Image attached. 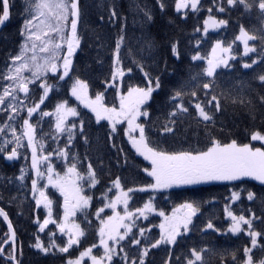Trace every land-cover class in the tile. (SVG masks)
I'll return each instance as SVG.
<instances>
[{
  "label": "trees",
  "instance_id": "1",
  "mask_svg": "<svg viewBox=\"0 0 264 264\" xmlns=\"http://www.w3.org/2000/svg\"><path fill=\"white\" fill-rule=\"evenodd\" d=\"M11 7L10 19L0 30V94L3 93L4 87L11 82L3 77L8 74V66L12 64L11 57L18 55L23 42L20 35V29L23 25L25 16L24 9L26 7L25 0H9ZM81 8V19L78 23V34L81 37V47L77 49L73 57L74 73L88 84V94L95 97L97 92L104 93V103L108 107L115 105L119 107V99L116 94V88L126 92L127 87L139 86L146 87L147 80L143 73L139 70L135 60L143 63L145 71L155 79L156 76L161 78L162 87L153 93L152 99L148 102L150 107L147 109L152 120L155 121L159 116L163 121L165 113L171 110V101L169 97L174 90H178L181 84H184L188 77L199 71L205 66V61H191V56L196 51H200L201 55H206L211 50V44L215 40H221L225 45L232 44V52L236 57L230 60V67L227 69H218L216 77L218 87L216 93L223 92L229 97L227 101L221 98L222 112L216 114V130L215 135L224 140L236 139L240 143H249L253 132H264V105L259 101V95H264V87L261 82L256 79L259 74L264 73V64H261L260 53L264 52L261 46L260 37L264 36V11L259 9V0H244V4L239 0L234 5L229 6L227 0H200L198 11H193L191 7L177 12L175 9V0H79ZM165 5L161 10L160 4ZM245 4L249 5L247 9ZM114 5L117 12L115 23L108 22L110 6ZM213 10L208 12V8ZM219 7H224L223 13L218 11ZM145 12L151 15V19H147ZM217 20H226L228 23L222 25L218 29H210L207 37L203 33V21L209 15ZM104 16V20H100V16ZM126 18V19H125ZM124 27L125 40L122 44L120 57L121 67L125 71L124 77H117L115 87L110 86L111 72L113 71V59L115 51V40L120 34L121 27ZM243 26L248 33L256 37L251 41L256 52L244 54V47L236 37L240 33ZM197 28L199 32L195 31ZM200 40L199 47L196 41ZM151 43L153 47L148 48ZM177 44L180 53V59H177L171 51V45ZM257 60V65L253 69H244V63H251ZM132 71L128 72L127 69ZM53 74L49 73L45 81L47 84L56 87L49 92V98L45 100V104L41 105L37 112L33 113L29 122L36 128V141L44 144L42 154L47 155L53 152L51 163L57 172L63 174L64 160L57 158L54 149L57 146L63 148L67 141V133L58 134L59 139L53 140L52 135L55 133V118L43 117L42 111H52L55 103L64 98L69 99V106L77 107L80 116L69 117L68 122L77 124L76 138L73 141L74 147L69 145L70 156L75 153L80 158L78 170L86 172L89 162L92 163L97 174L99 183L89 191L88 184L84 183V195H93L94 199L87 210L95 213L96 209L102 207V193L111 188L107 192L109 200L114 198L117 190L112 186V181L117 177L120 178L122 187L126 191L128 188L137 189L129 193V208H137L143 206L150 197L156 210H164L167 212L173 205L188 201H195L200 211L193 218V225H190L188 233H182L177 237V243L174 245L162 244L155 249L149 250L146 257V264H164L171 253L170 264H175L176 257L179 256L184 261L186 255L192 247L207 249L202 253L208 264H244L248 256L252 257L253 264H259L264 260V221L255 219L253 221V231L257 230L261 235L257 236L256 246L253 247L251 237L247 235V225H242L239 233L233 234L230 231L232 223L224 211L225 205L236 215L243 214L246 218L251 217L255 213L256 217L264 218V185L251 178H244L245 183L240 181H212L209 183H201L198 185H186L182 187H173L170 189L156 190L151 189L140 192L139 188L153 181L143 171L149 168L150 163L131 147L128 137L123 134L126 128V122L117 125L118 134L109 140L108 134L111 132V126L107 120H102L99 124L95 121L94 114L80 105L74 97L70 96L69 86L63 81L59 82L52 78ZM26 77V76H25ZM28 78V77H27ZM66 80L68 78H65ZM207 82L206 80L200 83ZM40 81H34L29 84V94L25 99V94L17 93L18 99L23 100L26 107L33 106L38 101L39 95L43 89L39 87ZM185 92L193 90L191 84H187ZM201 100L185 96L176 103H183L189 108V115L182 118V122L178 121L175 136L160 135L155 127L152 128L149 136L154 143L169 150L179 151L190 148H202L205 146L206 135L204 125L197 122V113L194 104L201 102L203 92H198ZM232 98L237 100L232 103ZM243 98V104L239 100ZM251 101V104L248 101ZM6 103L0 105V109L6 107L11 102L10 98H5ZM26 107L17 116L13 122L16 127V135L21 136L23 129V118L27 117ZM206 110H208L206 108ZM214 111V109H213ZM15 115V114H13ZM85 120V133L89 137V143L85 144L83 137L78 135L80 119ZM8 117L3 111H0V125L7 120ZM145 118H140L138 122H144ZM223 131H220V129ZM48 134V135H45ZM5 139L12 141L11 131L6 130L0 134V145L4 144ZM115 143L116 148L111 145ZM23 147L19 148V157L9 161L5 159L6 153H0V207L8 214L11 223L16 232L15 247L17 260H22L23 264H65L69 258V254L60 253L57 248H51L48 253H43L36 249L34 245L36 237L39 236L41 242L48 246L50 241H55L57 245L63 246L67 241V236L59 232L55 224H49L43 232L39 230L40 223L48 215L44 205H36L34 194L31 191V180L37 179L38 187L43 188L47 184V162L39 165L40 170L45 173L43 178L36 177L35 170L31 168V149L27 147V137L22 139ZM12 143L6 145V151L10 152ZM122 148V152L117 149ZM38 155L41 154L39 146H37ZM87 155V159H85ZM25 156L27 160H25ZM127 157V163H125ZM25 168L26 178L24 181L16 179L20 175V169ZM46 194L53 200V220L59 222L62 214V198L60 193L48 185L44 189ZM247 190H251L258 194L254 201L247 199ZM240 193V197L236 201L231 200L232 192ZM39 193L35 194L38 197ZM123 205L119 206L122 211ZM110 209H105L102 215H111ZM159 214L149 213L147 219L139 216L135 219L133 233L137 238L141 239L140 247L145 246L146 242H154L159 238ZM83 216L77 212L76 220L80 223ZM89 219L92 221L91 226L81 224L86 228L85 237H81V243L74 245L73 249H69L72 258L79 255V252L91 246V244L99 242L96 229L99 227V221L94 215ZM211 220L214 227L207 229L205 225ZM145 228L143 237L139 236V228ZM219 229V231H217ZM8 233V225L0 216V243L5 239ZM131 235V234H130ZM127 239V238H126ZM125 250L135 255L137 249L135 246L129 248L125 242ZM12 241L4 245V256L11 253ZM247 247L251 251L246 256L244 248ZM98 249V250H97ZM95 249L99 253V246ZM21 250L23 255H21ZM235 256V259L233 257ZM115 264H121L120 257L114 256ZM85 263H89L85 259ZM0 264H5V260L0 256Z\"/></svg>",
  "mask_w": 264,
  "mask_h": 264
},
{
  "label": "snow or ice",
  "instance_id": "2",
  "mask_svg": "<svg viewBox=\"0 0 264 264\" xmlns=\"http://www.w3.org/2000/svg\"><path fill=\"white\" fill-rule=\"evenodd\" d=\"M236 2L237 0H227L229 6L234 5ZM25 3V16L30 18L23 19V25L20 29V35L24 38V43L20 47V54L11 57L12 64L8 66V74L3 77L11 83L5 86L3 93L0 94V105L6 103V97L10 98L11 101L6 104L5 108L0 109L8 117L0 125V134L5 133L6 130L11 131L13 140L9 141L5 139L4 144L0 145V153H6L5 159L9 161L17 159L20 155L19 148L24 146L22 139L23 137H27V147L31 149V168L35 170L36 177H44L45 173L40 170L39 165L47 162V184L43 188H40L38 187L37 179L33 178L31 180V191L34 194L36 205L43 204L48 210V215L42 223L37 220L39 230L43 232L51 223L56 225L60 233L67 236V241L63 246L57 245L54 240L50 241L48 246H45L39 236H37L34 245H32L33 247L43 253H48L51 248H57L60 253L69 254V258L65 261V264H82L85 257L91 259V264H115L114 256L120 257L121 264H146V257H148L150 249H155L162 244H176L178 236L190 231V225H193V217L200 211L195 201L188 200L173 208L170 215L161 210L159 216L163 219L159 224V238L155 239L154 242H146L143 247H140L141 239L137 238L136 234L133 233V227L135 226L136 218L143 216L147 219V214L155 211L151 197L144 202L142 207L136 208L134 212L129 211V200L131 199L129 193L137 189L128 188L125 191L120 178L117 177L111 182L112 186L117 190L115 197L109 200L107 195V192L111 191V188H109L106 192L102 193L103 206L97 208L95 213L88 212L87 210L94 197L93 195L83 194L84 183L88 184L89 191H91L99 183V180L91 162L88 163L86 172H81L78 170V163H80L79 156L75 153H71L70 156L69 145L75 146L73 141L77 135L75 132L77 124L75 122H68V118L80 116L77 107L69 106V99L64 98L55 103L52 111H42L40 113L41 118H55V133L52 135L54 141L59 139L58 134L67 133V141L64 147L57 146L53 150L57 158L62 157L64 160L63 174L57 172L51 163L53 152H48L47 155L42 154L44 144L42 140L36 141L34 139L36 128L29 122V118H32L33 113L37 112L41 105L45 104V100L49 98V92L56 87L45 82L49 73L53 74L52 78L57 81V85L61 81L65 84L71 81L69 86L70 96L74 97L80 105H83L84 108L89 109L94 114L97 124L102 120L109 122L111 126V132L108 134L109 140L118 134V124H121V122L127 123V127L123 129V134L128 137V141L135 152L142 156L144 160L150 161L151 165L150 168H144L143 171L147 173L153 182L139 188L138 191L145 192L149 189L156 191L159 189H169L174 185H194L210 181H240L241 183H245L244 178H251L264 185V145L253 147L250 143H240L236 139L224 140L215 135L216 114L223 111L221 98L225 99V101L229 99L223 92L217 94L215 91L219 86L216 80L218 76L217 70L229 68L230 60L236 59L235 56L231 55L232 44H228L225 47L223 46V42L217 39L211 44V50L206 55H201L200 51H196L191 56V61H205V66L191 74L188 80L180 85L178 90H174L173 94L169 97L171 110L165 113L163 121H161L159 116L153 121L150 112L147 110L150 107L148 102L152 99L153 93L161 89V78L156 76L153 80L149 72L145 71L143 63L133 61L147 80V86L129 85L126 92L121 91L120 88H116L119 107L115 105L108 107L104 103V93L102 92H97L95 98H91L88 94V84L75 75L73 57L77 49L81 47V37L78 34V23L81 19L79 0H25ZM239 3L244 4V0H239ZM199 4L200 0H175V9L179 12L190 5L193 11H198ZM244 6L246 9L250 7L247 4ZM11 7L9 0H0V26L10 19ZM164 7L165 5L161 3V10ZM259 9L264 11V0H259ZM207 10L211 13L213 9L209 7ZM218 11L223 13L225 9L224 7H219ZM145 16L149 20L152 18L148 12H145ZM116 19L117 12L115 6L111 5L108 22L115 23ZM100 20H104L103 15L100 16ZM69 21L70 33L66 32ZM227 23L226 20H217L210 14L203 21L204 36L207 37L210 29H218ZM124 31L125 29L122 26L120 34L115 40L114 67L111 72L112 83L110 85L112 87H115L117 77L122 78L125 75L123 67L120 66V52L125 40ZM195 31L199 32L200 29L197 28ZM53 33L59 37L58 41L52 37L51 34ZM260 39L261 46L264 48V36L260 37ZM236 40L243 42L245 55L250 52H256L255 48L249 47V41L256 40V37L249 35L243 26H241L240 34L236 37ZM37 42H40L39 45ZM64 44H66L67 50L61 53ZM200 44L201 41L197 40V47ZM152 47L153 45L149 43L148 48L151 49ZM171 51L177 59H180L176 43L171 45ZM29 52L32 53L30 56L27 55ZM40 53L44 55L40 56ZM259 62L264 64V52L260 53ZM257 63V60L253 59L251 63H244L242 67L244 69H253V66L257 65ZM26 70L31 72V79L23 75V72ZM127 71L131 72L132 69L128 68ZM65 78L68 79L66 80ZM255 78L264 87V73L259 74ZM202 80H206L207 82L200 83ZM34 81H40L39 87L43 89V92L39 95L38 101H35L33 106L26 107L24 101L18 99L17 93H24L26 99L30 91L28 85L34 83ZM187 84H191L193 90L185 92L183 89ZM56 90L59 91V88L56 87ZM200 91L203 92V99L201 102L194 104V109L197 113V122L204 125L207 137L205 146L202 148L174 151L154 143L149 136L152 128L155 127L157 133L160 135L175 136L178 121L182 122V118L189 115V108L185 107L183 103H176V101H182L186 95L201 100L198 95ZM258 98L260 103L264 105V95H259ZM236 102L237 100L232 98V103ZM244 102L243 98L239 100L241 104ZM248 103L251 104V101L249 100ZM25 107L28 118L21 117L23 120L21 126L23 132L21 136H17L16 127L13 122ZM142 117L145 118L144 122H138ZM84 126L85 120L81 118L78 135L83 137L85 144H88L89 137L85 133ZM220 131H223V129L221 128ZM251 140L264 141V135L258 131L253 132ZM9 143L15 146L12 147L10 152H7L6 145ZM37 146L41 150V154L39 155ZM111 146L113 148L117 147L115 143ZM117 151L122 152L123 149L119 148ZM85 159H87V155H85ZM25 160H27L26 156ZM125 163H127V157H125ZM25 178L26 170L22 167L20 175L16 179L24 181ZM48 185H51L63 197V216L59 218V222L52 219L53 200L49 198L44 190ZM37 192L39 193L38 197L35 196ZM257 196V193L247 190V199L249 201H254ZM239 197V192H232V201L238 200ZM121 204L124 206L123 214L117 210L118 205ZM105 209H110L112 214L102 215L105 213ZM224 211L232 221L229 226L230 231L233 234L239 233L242 230L241 225H247V235L251 237L252 245L255 247L257 243L256 238L261 233L253 231V221L255 219L264 221V218L256 217L255 213H252L251 217L247 218L243 214L236 215L229 210L227 205H225ZM77 212H80L83 216L80 223L76 220ZM91 215H94L96 220L99 221L96 233L99 237V245L103 248V255H93V249H97V244L93 243L91 246L80 251L78 256L72 258L69 249H73L74 245H79L81 243L80 238L85 237L86 228L82 227L81 224L91 226L92 221L89 219ZM0 216H3L4 220L8 221V233L5 234V239L0 243V256L4 258L5 264H23L22 260H17L15 247L16 232L11 221L8 220V214L3 208H0ZM205 227L213 229L214 225L209 220ZM121 229H123V232ZM144 233L145 228H139V236L143 237ZM9 241H12V251L7 256H4V245L9 244ZM122 242L127 243L129 248L135 246L137 249L136 254L130 257V252L125 250ZM205 251H207L205 248L197 250V248L192 247L189 250V254L185 256L184 261L182 262L181 258L177 256L175 264H208L202 255ZM250 251L249 248H244L246 256ZM21 255H23L22 250ZM233 259H235V256ZM170 261L171 253H169V257L164 261V264H170ZM244 264H253L252 257L248 256ZM259 264H264V260H261Z\"/></svg>",
  "mask_w": 264,
  "mask_h": 264
},
{
  "label": "rangeland",
  "instance_id": "3",
  "mask_svg": "<svg viewBox=\"0 0 264 264\" xmlns=\"http://www.w3.org/2000/svg\"><path fill=\"white\" fill-rule=\"evenodd\" d=\"M189 7H190V5H189ZM182 10H185V9H181L180 11H182ZM28 18H30V17H28ZM245 29V28H244ZM245 31L248 33V31L245 29ZM66 32H69L70 33V21H69V24H68V28L66 29ZM240 34V33H239ZM249 34V33H248ZM52 35V37L55 39V40H59V37L58 36H56L54 33L53 34H51ZM250 35V34H249ZM241 43H242V45H243V42L242 41H240ZM24 43V38H23V42H22V44ZM39 43L40 42H37V44L39 45ZM223 46H225V47H227L228 45H225L224 43H223ZM243 47H244V45H243ZM249 47H252L253 48V45H252V43H251V41H249ZM66 50H67V46H66V44H64L63 45V48H62V50H61V53H63V52H66ZM37 51H38V49H37ZM20 54V51H19V53H18V55ZM32 53L31 52H29V53H27V55H31ZM40 56H43L44 54L43 53H40L39 54ZM231 55H233L234 56V54H233V52L231 53ZM62 62V61H61ZM23 75L24 76H26V77H28L29 79H31L32 77H31V72H29V71H24L23 72ZM90 96V95H89ZM91 97V96H90ZM91 98H95V97H91ZM126 126H127V123H126ZM262 135H264V132H260ZM137 135H138V133H137ZM249 143L253 146V147H260L261 145H264V141H252V140H250L249 141ZM149 163H150V161H148ZM151 166V165H150ZM150 168V167H149ZM210 182H212V181H210ZM204 183H209V182H204ZM201 184V183H200ZM194 185H198V184H194ZM182 186H186V185H174L173 187H182ZM172 187V188H173ZM170 189V188H169ZM159 190H164V189H159ZM61 198H62V205H63V197L61 196ZM183 203V202H182ZM179 204H181V203H179ZM179 204H176V205H173L167 212H165L164 210V212L166 213V214H168V215H170L171 213H172V210H173V208H175L177 205H179ZM121 205H123V204H121ZM121 205H118V211H119V206H121ZM122 207H124V206H122ZM139 207H142V206H139ZM45 208V207H44ZM138 208V207H137ZM135 209L136 208H133V209H131V208H129V211H132V212H134L135 211ZM45 210H46V212H47V214H48V210L45 208ZM161 210H156L155 209V211H153V212H151V213H155V212H157L158 214H159V212H160ZM121 212V214H123V208H122V211H120ZM149 214V213H148ZM63 216V210H62V214H61V217ZM194 218V217H193ZM52 219H53V216H52ZM162 217H160L159 218V224L161 223V221H162ZM159 224H158V227H159ZM241 227H242V225H241ZM121 231L123 232V229H121ZM255 231H257V230H255ZM158 234L160 235V228H159V231H158ZM257 239V238H256ZM97 246H99V248H100V250H99V253L98 252H96L95 251V249H93V255H103V248H102V246H100L99 245V242H98V244H97ZM85 259H88L89 260V263H87V264H91V259L89 258V257H85L84 258V261L82 262V264H86L85 263Z\"/></svg>",
  "mask_w": 264,
  "mask_h": 264
},
{
  "label": "water",
  "instance_id": "4",
  "mask_svg": "<svg viewBox=\"0 0 264 264\" xmlns=\"http://www.w3.org/2000/svg\"><path fill=\"white\" fill-rule=\"evenodd\" d=\"M6 22H7V21H6ZM6 22H5V24H6ZM5 24L2 25V26H0V30L5 26ZM0 208H1V207H0ZM4 211H5V210H4ZM5 212H6V211H5ZM2 217H3V216H2ZM3 219H4V218H3ZM8 220L11 221L10 218H9V216H8ZM6 223H7V225H8V221H6ZM13 228H14V227H13ZM14 230H15V229H14Z\"/></svg>",
  "mask_w": 264,
  "mask_h": 264
}]
</instances>
